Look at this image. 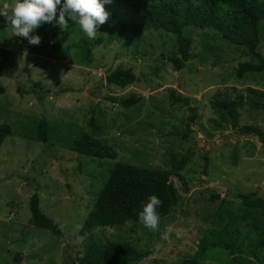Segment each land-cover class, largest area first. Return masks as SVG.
Wrapping results in <instances>:
<instances>
[{
    "label": "rangeland",
    "instance_id": "rangeland-1",
    "mask_svg": "<svg viewBox=\"0 0 264 264\" xmlns=\"http://www.w3.org/2000/svg\"><path fill=\"white\" fill-rule=\"evenodd\" d=\"M15 2L0 0V6ZM262 27L259 51L264 56V22ZM54 28L55 40L69 36L51 57L49 31L36 28L31 35L40 36L41 43L31 45L15 36L0 16V124L13 130L0 147V264L76 263L84 249L79 228L112 165L122 161L168 169L169 155L180 157L188 151L194 154L191 161L179 177L171 178L180 202L160 222L159 231L128 222L120 229H98L97 237L148 252L135 264H181L185 259L264 264V207H246L237 198L256 192L264 201V144L257 135L242 134L231 125L222 130L211 126L216 118L210 106L213 94L234 97L245 95L247 88L264 91V75L235 76L238 64L249 60L242 49L227 45L215 31L188 28L192 59L175 72L163 57L175 51V40L164 31L130 35L103 24L90 39L71 21L66 31L56 21ZM82 40L92 46L90 64L81 58ZM116 68H130L137 81L124 89L107 86L105 77ZM33 82L47 92L42 102L31 92ZM170 91L188 97L196 109L191 130L189 112L185 106L171 105ZM130 94L143 97L140 106L123 110L109 100ZM240 114L239 126L264 132V109L245 104ZM91 116L103 127L102 138L116 150V160L84 157L20 137L31 134L42 117L58 133L76 135L88 130ZM34 193L41 212L63 236L28 223ZM168 225L184 228L186 234L177 239L173 231L169 240H162Z\"/></svg>",
    "mask_w": 264,
    "mask_h": 264
},
{
    "label": "trees",
    "instance_id": "trees-1",
    "mask_svg": "<svg viewBox=\"0 0 264 264\" xmlns=\"http://www.w3.org/2000/svg\"><path fill=\"white\" fill-rule=\"evenodd\" d=\"M104 8L109 13L104 25L117 27L122 33L137 35L145 31H164L173 36L175 51L163 57L175 72L184 69L192 59V41L185 32L188 28H193L215 31L224 43L242 49L249 60L239 63L235 69V76L238 79L246 76L255 79L264 75V56L259 51L264 22V0H111L110 3L104 4ZM54 27L55 21L43 23L37 28L39 32L49 31L52 36L53 46L49 52L51 57L61 49L69 36L65 33L60 40H55ZM79 50L83 61L90 64L92 55L90 43L82 40ZM4 59L7 61L6 57ZM8 64L11 65L9 62ZM136 81L137 76L130 68H116L105 77L107 86L121 89ZM32 85L31 92L36 95L39 102H42L47 92H41L38 82H33ZM109 100L123 110H129L140 106L143 97L130 94L126 97H110ZM169 100L171 105L185 106L189 112L188 130H191L190 125L196 119V109L191 107L190 99L170 91ZM245 104L253 110L264 109V91L247 88L245 95L236 94L234 97L222 96L221 93L213 94L210 106L216 118L211 120V126L216 130H222L225 125H231L242 134L257 135L264 144V132L261 129L251 125L239 126L240 112ZM87 126V131H79L76 135H63L53 130L42 117L35 123V127L30 131L31 134L20 137L66 148L84 157L116 160V150L102 138L104 130L99 125L98 119L91 116ZM12 134L11 125L0 124V147L5 138ZM193 156V152L189 151L180 157L169 155L168 169L115 162L79 228L77 237L84 243V249L82 256L72 264H135L147 257L148 252L127 242L102 241L97 237L96 230L120 229L128 222L141 224L138 218L139 212L152 195H156L163 202L157 209L161 217L160 222L163 221L179 204L181 198L171 178L179 177L180 172ZM204 160L207 162V159ZM236 162L234 157L233 163ZM237 198L246 207L253 209L264 207L262 197L256 192L238 195ZM39 203V196L34 193L29 201L28 223L54 236H63L62 229L53 219L41 212ZM261 242L264 244V230ZM181 264L200 263L197 260L185 259Z\"/></svg>",
    "mask_w": 264,
    "mask_h": 264
},
{
    "label": "clouds",
    "instance_id": "clouds-1",
    "mask_svg": "<svg viewBox=\"0 0 264 264\" xmlns=\"http://www.w3.org/2000/svg\"><path fill=\"white\" fill-rule=\"evenodd\" d=\"M110 2L111 0H63L57 19V7L61 5V0H16L14 6L8 3L0 6V16L5 17L12 26L15 36L27 39L31 45L41 43V37L31 33L43 23H52L54 20L61 31H66L71 21L79 24L88 38L95 39L98 26L108 20L109 13L104 4ZM162 203L156 195H152L139 212V222L151 231H159L161 217L157 209ZM173 231L177 239H182L186 234L184 228L174 229L172 225H168L161 239L169 240Z\"/></svg>",
    "mask_w": 264,
    "mask_h": 264
}]
</instances>
